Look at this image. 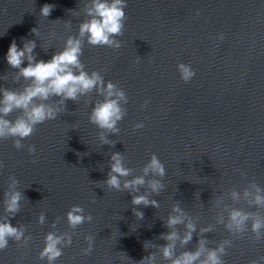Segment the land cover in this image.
<instances>
[{
	"label": "water",
	"instance_id": "1",
	"mask_svg": "<svg viewBox=\"0 0 264 264\" xmlns=\"http://www.w3.org/2000/svg\"><path fill=\"white\" fill-rule=\"evenodd\" d=\"M125 2L123 35L116 37L121 47H94L84 37L80 57L85 71L99 72L125 92L119 133L90 123L92 107L103 100L93 90L66 101L56 119L37 125L21 141L23 148L17 150L13 138L0 139V223L10 220L29 238L26 244L23 238L9 239L0 250V264H48L39 253L49 232L64 236L58 246L62 255L53 264H139L149 255L151 264H171L162 253L169 242L161 237L175 231L182 239L188 222L196 231L187 245L175 241L177 256L195 251L201 239L206 248L229 240L224 264L259 261L264 236L257 240L251 224L264 217V207L252 203L257 188L264 195V0ZM45 4L54 5L47 17L41 15ZM89 7L91 0H0V90L19 91L29 83L7 63L13 42L23 48L34 41L33 57L47 62L69 36L78 37ZM180 63L195 71L187 83L178 71ZM58 101L50 97L46 103ZM19 115L17 110L7 118ZM138 123L143 127L136 129ZM102 132L110 143L102 141ZM29 146H35L34 154ZM115 152L132 170L120 178V191L104 183ZM152 154L164 164L165 176L149 173L138 192L123 189L126 179L144 175ZM152 179L163 184L159 193L148 187ZM13 192L21 194L15 214L5 211ZM233 192L238 193L235 199ZM135 195H147L159 207L133 205ZM74 205L92 216L76 229L66 219ZM175 205L186 219L170 229L167 221L177 214ZM234 208L253 213L243 232L225 228ZM134 210L143 212V219ZM202 228L211 230L202 233ZM86 236L93 237L92 251L83 255Z\"/></svg>",
	"mask_w": 264,
	"mask_h": 264
},
{
	"label": "clouds",
	"instance_id": "2",
	"mask_svg": "<svg viewBox=\"0 0 264 264\" xmlns=\"http://www.w3.org/2000/svg\"><path fill=\"white\" fill-rule=\"evenodd\" d=\"M125 0H91V7L87 9V20L79 26L78 37L69 36L65 42L64 48L55 53L50 60H35L32 55L35 48L34 41H28L23 48H18L13 42L7 52L6 60L10 67L19 70V76L29 81L22 90L2 89L0 90V139L13 138L14 147L19 150L24 147L21 141L30 137L36 130V126L48 120L56 119L58 113L68 100L77 101L80 97L95 92L103 97V100L95 102L89 115L90 123L96 125L101 130H106L112 134H118L120 129L117 127L126 110L122 107L127 103L125 92L111 81L105 82L104 77L97 71L91 73L85 71V65L81 62L83 46L81 38L86 37L87 43L91 46H107L118 49L121 47L120 41L116 39L123 35L124 21L126 20ZM54 5L45 4L41 8V15L49 16ZM199 15V13H197ZM36 32V29L32 30ZM223 39V35L220 36ZM27 60V66L22 67ZM181 79L187 83L195 75V71L190 65L180 63L177 66ZM50 97H58L57 103H46ZM39 101V102H37ZM149 101H145L142 107L147 106ZM19 110L21 115L14 120H9L14 111ZM143 127L142 123L135 125L136 129ZM101 139L104 143H110L104 133H101ZM35 146H29V154H34ZM3 164L0 163V167ZM132 170L124 166L121 153L115 152L111 156L110 172L104 183L109 189L121 190V177H128ZM142 176H135L132 179H126L123 183V189L139 191V187L145 185V177L151 173L154 177H164L166 174L164 164L159 160L156 154H152L150 160L143 167ZM12 184L17 183L14 177H11ZM148 187L152 192L159 193L164 187L159 179L147 181ZM257 188V194L254 196L253 204L256 207H264V195ZM5 195H8L7 193ZM245 195L249 193L245 192ZM233 198H237L238 193H232ZM21 194L13 192L6 201L5 211L15 214L19 210V201ZM133 205H151L159 207L156 200H149L147 195H135L132 197ZM135 211V210H134ZM176 215H170L167 221V227L184 223L186 214L175 205L172 209ZM139 219H143V212L135 211ZM253 213L234 208L229 212L228 222L225 228L230 232H243L247 222L252 219ZM68 225L76 229L79 225L92 220L91 215H84V208L78 205L72 206L66 214ZM223 219V218H221ZM39 221L43 223L44 215L41 214ZM187 231L181 239L177 232L170 231L161 238L169 243L162 246L163 257L171 261V264H224L222 257L226 255V246L232 247V242L222 240L214 248H206L205 241L201 239L199 246L195 251H183L178 256L175 254V241L180 239L181 245H187L192 240V234L196 231V226L188 222L185 225ZM210 228H202L200 231L207 232ZM251 231L259 240L264 236V217H257L251 224ZM26 244L29 240L24 236V229L12 226L10 220L5 219L0 223V250L8 246L9 239L21 241ZM88 247L83 250V255H88L92 251L93 237L86 236ZM64 243V236L49 232L44 239L45 246L39 253L41 260L47 258L48 264L62 255L61 247ZM71 244V237L67 239V245ZM206 254V255H205ZM201 257H204L203 259ZM153 257L151 255L144 257L139 264H151ZM264 261V256L258 260H252L250 264H260Z\"/></svg>",
	"mask_w": 264,
	"mask_h": 264
}]
</instances>
